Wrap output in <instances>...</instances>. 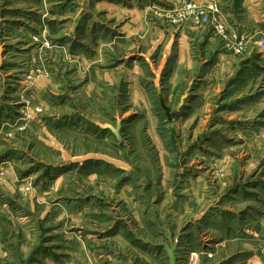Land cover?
<instances>
[{
	"label": "rangeland",
	"instance_id": "rangeland-1",
	"mask_svg": "<svg viewBox=\"0 0 264 264\" xmlns=\"http://www.w3.org/2000/svg\"><path fill=\"white\" fill-rule=\"evenodd\" d=\"M185 1L0 0V264H264V0Z\"/></svg>",
	"mask_w": 264,
	"mask_h": 264
},
{
	"label": "water",
	"instance_id": "water-1",
	"mask_svg": "<svg viewBox=\"0 0 264 264\" xmlns=\"http://www.w3.org/2000/svg\"><path fill=\"white\" fill-rule=\"evenodd\" d=\"M160 104H161V107L163 108V110L167 116V119L169 121H173L175 119V117L178 115V113L181 111L183 104H184V101L182 99L180 104L176 107V109L171 111L166 106V103H165V101H164V99L160 93ZM102 128L104 130L109 129L114 134V136L116 137V140H117L120 147L125 146L123 138L121 137V131H120L121 124L120 123L117 124L116 128L109 126V125L102 127ZM166 239L168 242L161 243V247L164 248V250L167 254V257L169 259V264H177V257H176L177 244H173V239H172L171 235H166Z\"/></svg>",
	"mask_w": 264,
	"mask_h": 264
},
{
	"label": "built area",
	"instance_id": "built-area-1",
	"mask_svg": "<svg viewBox=\"0 0 264 264\" xmlns=\"http://www.w3.org/2000/svg\"><path fill=\"white\" fill-rule=\"evenodd\" d=\"M183 2L185 4V9L191 7L190 4H186L185 0H183ZM211 9L213 10V13H218V10L214 9V7H211ZM210 21L211 19L209 18V16L205 14L203 11H199L195 17V22L199 25L209 24ZM259 44L260 46H264V41H262ZM232 45H233V50L236 54H241L245 49L242 41L234 43Z\"/></svg>",
	"mask_w": 264,
	"mask_h": 264
},
{
	"label": "crops",
	"instance_id": "crops-1",
	"mask_svg": "<svg viewBox=\"0 0 264 264\" xmlns=\"http://www.w3.org/2000/svg\"><path fill=\"white\" fill-rule=\"evenodd\" d=\"M161 234V237L164 239V241H162L161 243H164V242H168L167 239H166V235H171L172 232L168 231V232H159ZM154 243L150 244L151 246H157V245H153ZM158 246L160 247V245L158 244ZM178 248V247H177ZM164 249V248H163ZM177 251V250H176ZM176 257L178 259V256H177V252H176ZM177 264H178V260H177Z\"/></svg>",
	"mask_w": 264,
	"mask_h": 264
}]
</instances>
